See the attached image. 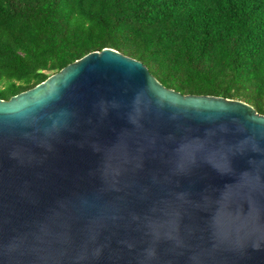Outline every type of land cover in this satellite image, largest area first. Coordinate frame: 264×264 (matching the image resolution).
<instances>
[{
    "label": "water",
    "instance_id": "95a60500",
    "mask_svg": "<svg viewBox=\"0 0 264 264\" xmlns=\"http://www.w3.org/2000/svg\"><path fill=\"white\" fill-rule=\"evenodd\" d=\"M0 264H264V114L111 47L0 98Z\"/></svg>",
    "mask_w": 264,
    "mask_h": 264
},
{
    "label": "trees",
    "instance_id": "16d2710c",
    "mask_svg": "<svg viewBox=\"0 0 264 264\" xmlns=\"http://www.w3.org/2000/svg\"><path fill=\"white\" fill-rule=\"evenodd\" d=\"M105 47L168 88L264 114V0H0V98Z\"/></svg>",
    "mask_w": 264,
    "mask_h": 264
}]
</instances>
